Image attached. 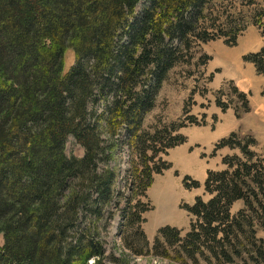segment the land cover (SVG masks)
Segmentation results:
<instances>
[{
	"label": "trees",
	"instance_id": "1",
	"mask_svg": "<svg viewBox=\"0 0 264 264\" xmlns=\"http://www.w3.org/2000/svg\"><path fill=\"white\" fill-rule=\"evenodd\" d=\"M211 1L145 0L136 15L141 0H0V264H131L133 255L168 250L178 262L196 264L206 253L205 264H234L248 248L251 263L264 264V239L246 216L256 204L264 219V159L249 134L234 132L215 145L212 156L223 148L235 154L222 160L223 170L208 171L203 188L211 199L184 208L192 218L185 237L164 227L148 250L142 231L150 210L142 199L153 177L170 168L154 162L186 142L180 129L201 124L184 111L180 124L148 133L145 118L193 45L222 39L232 47L244 32L210 20ZM261 17L254 25L264 39V11ZM68 51L76 63L64 73ZM243 61L264 76V46ZM228 87L248 113V96ZM215 103L224 112L233 105ZM70 137L83 158L65 155ZM120 143L137 161L127 197L114 188V171L100 168ZM187 180L186 188L200 187ZM236 202L247 212L232 216ZM119 211L121 249L108 254L101 234ZM258 225L264 233V221Z\"/></svg>",
	"mask_w": 264,
	"mask_h": 264
},
{
	"label": "rangeland",
	"instance_id": "2",
	"mask_svg": "<svg viewBox=\"0 0 264 264\" xmlns=\"http://www.w3.org/2000/svg\"><path fill=\"white\" fill-rule=\"evenodd\" d=\"M145 6V0H141L136 15H140ZM209 8L210 10L207 9L205 14L210 16V20L212 18L218 19L217 26L223 27L224 30L227 31L231 30L233 27L234 29H244V32H242L237 39L238 42L240 38L241 45H239V47L237 45L232 47L227 46L225 42L223 43L222 39L206 44L193 45L192 50L186 54V60L184 62H179L170 71L167 80L163 83L157 96L154 110L145 118L142 124L143 130L148 131V133H153L156 129L169 127L173 124H180L185 116L184 111L188 113L187 116L201 121L200 126H186L182 128V130L180 129L178 134L185 137L186 142L168 150L166 155L158 156L154 162L158 165L162 163L168 164L170 168L163 171L160 175H155L153 177L152 186L147 191L146 198L142 199V202L148 204L150 207V210L143 215L145 222L142 225V231L149 242L148 250L152 248L158 231L164 227H171L179 230L181 232V237H185L191 231L192 218L184 208L186 206H192L197 198H200L204 202L209 201L211 196L208 195L203 188L207 173L208 171H220V169L225 168L220 165L221 162L219 163V157L222 155V152L217 151L218 154L216 152L215 157L210 156L213 153L214 144L217 141L211 139L206 141V137L203 139L204 133L202 127L213 129V131L216 129V126L218 127V120L216 119L215 121V119H211L215 107L213 98L208 93L207 88L208 82L211 80V74L205 70L209 61L205 63L203 61L204 56L209 58H211V56L205 53L211 52L215 57V61L220 59L224 65H228L231 64V61H227L226 59L230 53H232V59L233 54L243 51L245 44L249 41L252 49H255L254 45L256 44L257 46L262 39L261 30L254 25V22L262 18L261 14L264 11V0H212ZM205 25L209 27L211 24L206 23ZM219 43L226 45L225 47L228 49L227 55L218 57L216 52L220 45ZM205 46L206 50H204ZM75 63L76 61L73 53L68 51L64 57V73H67ZM231 69L233 73H235V68L232 67ZM224 93L232 96L228 86H225ZM257 99L258 96L255 91L252 90V105L256 103ZM232 101L233 105L229 107H232L235 111L240 104L236 99H232ZM249 108L248 113H250L251 110L250 105ZM238 111L241 116L248 114L242 112L241 108H238ZM248 119H250V117ZM248 133L252 135L251 131ZM222 134L223 132L218 133L219 136ZM124 135L125 134H121L115 139L123 140L125 139ZM106 139L107 137L104 136V140ZM230 154H232V152H230ZM65 155L67 157L83 158L84 150L77 145L72 137H70L65 146ZM133 162H137L135 154L128 146L120 143L113 158L108 162V165H100L101 169L108 167V169L110 168L114 171V188L123 193L125 197L129 196V192L126 191V189L131 180L129 171ZM151 166H153V164H151ZM185 177H189L187 185L191 186L193 181H195L200 184V187L186 188L184 185ZM120 206L121 208L125 207L124 204ZM252 208L255 213L247 212V208L242 202H236L232 206L230 213L232 216H236L239 212H247L246 216L248 218L253 217L251 220L254 222V231L256 235L264 239V233L258 225V223L264 221L263 214L260 211L257 212L258 206H256V204H254ZM111 210L113 211L114 208ZM121 216L120 211L117 212L114 220L110 221V224L108 222L106 230L101 234L102 241L106 244L108 254L112 252L114 255H117L116 247L121 249L118 233L120 224L123 220ZM111 237L114 238L115 244ZM245 245L246 244H244V246ZM1 246L2 240H0V247ZM246 250L249 251L250 249L248 248ZM247 251L241 258H235L234 264H253L248 258L250 255L247 254ZM163 252L166 253L164 250ZM168 252L167 256L161 253L157 254V256H154L153 253L137 256L133 255L131 264H194L193 261L187 258H181L178 262V260L176 261L174 259V252L172 250H168ZM206 257H208V254L205 253L203 257L197 258L196 264H205L203 260Z\"/></svg>",
	"mask_w": 264,
	"mask_h": 264
},
{
	"label": "crops",
	"instance_id": "3",
	"mask_svg": "<svg viewBox=\"0 0 264 264\" xmlns=\"http://www.w3.org/2000/svg\"><path fill=\"white\" fill-rule=\"evenodd\" d=\"M260 41L261 42H259L257 46L256 44L254 45L255 49H252L251 43L249 41L247 44H245L243 51L233 54L232 59V53H230V55L226 59L227 61H231V64L228 65H224L220 59L215 61V57L211 52L205 53L211 56L210 61L205 67V70H207V72L211 74V80L208 82L207 88L208 93L213 98L215 105L211 119H215V121L216 119L218 120V127L216 126V129L214 131L213 129L202 127V131L204 133L203 139H205L206 137V141H209L210 139L217 141L214 145L222 140V138L224 139L228 137L231 133L246 132L243 134H249L248 132L251 131L252 136L257 141L255 152L264 159V76L258 74L257 69L253 64L243 61V57L247 54L260 52V50L264 46V39L262 38ZM224 42L225 41L223 40V43ZM219 44L220 45L218 46L216 52L218 57H222L221 55H227L228 49L225 47L226 45L222 43ZM239 45H241L240 38L237 42L238 47ZM204 48V50H206V46ZM232 67L235 68L234 72L237 74L233 73L231 69ZM229 83L234 84L240 92L248 96L249 105L251 107L250 113L240 116L239 120L237 119L236 112L232 109V107H229V109L224 112L221 108L216 106L215 103L216 99L219 98H222V101L224 102L230 101V99H235L234 96L232 97L227 94L228 92L224 93V88ZM252 90H254L256 95L258 96V99L254 105H252L251 103ZM249 117L250 119H248ZM222 132L223 134L219 136L218 133ZM219 151L222 152V155L219 157V163L221 162L220 165H222V160L226 156L235 154V152L231 151L228 148H223ZM230 152H232V154H230ZM210 156L215 157L212 156V154Z\"/></svg>",
	"mask_w": 264,
	"mask_h": 264
}]
</instances>
